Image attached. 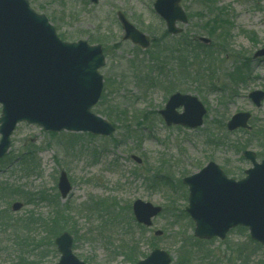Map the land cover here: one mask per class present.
<instances>
[{
    "label": "rangeland",
    "instance_id": "374dc122",
    "mask_svg": "<svg viewBox=\"0 0 264 264\" xmlns=\"http://www.w3.org/2000/svg\"><path fill=\"white\" fill-rule=\"evenodd\" d=\"M27 1L32 10L47 17L62 40L102 46L105 63L100 73L106 98L94 112L117 129L111 136H95L50 132L25 121L16 124L8 153L0 158V212L13 224L33 214L45 226L33 227L30 238L44 239L37 245L26 244V232L15 230L16 226L0 229V264H55L60 254L51 221L62 210L67 214L64 230L73 237V253L85 264H133L155 247L171 255L170 264H244L242 257L248 254L253 261L248 264H264V247L249 241L247 229L233 228L222 240L195 238L194 223L184 210L188 189L181 182L209 161L227 171L228 177L241 179L251 167L241 155V143L247 141V148L257 154L264 151L259 137L241 130L228 132L225 127L230 116L239 111L251 114L253 130L264 125V101L255 107L247 97L251 90H264V58H251L264 46V0H217L228 9L232 35L225 50L217 43L213 46L216 82L212 87L175 78L169 70H174L172 63L157 69L162 62L151 59L154 43L177 39L169 36L161 41L165 24L153 10L154 0H98L95 4L89 0ZM181 5L189 17L186 25L179 24L183 37L193 41L198 36L210 38L201 28L204 19L198 2L181 0ZM117 11L150 37L153 44L147 50L122 39ZM243 56L251 59V74L233 97H226L220 86L223 73L234 59ZM169 86L197 96L204 104L207 114L201 127L191 130L164 124L158 110L166 103ZM106 106L115 112L114 120L107 115ZM122 110L126 117L120 122ZM131 155L140 157L142 163L137 164ZM61 170L72 186L64 199L57 190ZM136 199L163 208L151 228L143 230L133 220L128 222ZM100 200L103 202L97 206ZM15 201L23 203L18 211L11 209ZM115 214L118 219L113 221ZM156 230L162 234L155 236ZM241 243L245 249L239 252Z\"/></svg>",
    "mask_w": 264,
    "mask_h": 264
},
{
    "label": "water",
    "instance_id": "95a60500",
    "mask_svg": "<svg viewBox=\"0 0 264 264\" xmlns=\"http://www.w3.org/2000/svg\"><path fill=\"white\" fill-rule=\"evenodd\" d=\"M98 0H90L96 3ZM153 9L165 22L169 34L182 31L178 23L186 24L187 16L180 0H155ZM117 18L129 39L141 48L150 44L149 37L138 30L121 12ZM208 43L209 39L200 37ZM264 56V46L253 58ZM104 64L101 46L86 41H62L43 14L29 7L27 0H0V158L10 146V135L17 122L35 123L49 131L67 130L108 136L115 126L91 111L100 98L103 82L98 69ZM248 98L260 107L264 90L254 89ZM182 111L178 112V108ZM204 105L194 95L171 94L159 114L167 126L181 125L197 128L203 123ZM250 113H234L226 123L229 131L251 129ZM252 164L240 180L228 178L220 167L210 161L198 172L186 176L188 205L185 211L194 222V236L200 239H224L235 226L248 228L250 238L264 247V159L258 162L252 150L243 151ZM131 158L137 163L141 159ZM57 189L61 198L71 190L65 171H60ZM21 202H13L17 211ZM132 214L137 223L150 227L152 219L162 210L136 199ZM155 235L162 234L154 231ZM72 236L67 231L55 237L60 253L55 264H85L72 251ZM171 257L161 248H154L143 259L133 264H170Z\"/></svg>",
    "mask_w": 264,
    "mask_h": 264
},
{
    "label": "trees",
    "instance_id": "16d2710c",
    "mask_svg": "<svg viewBox=\"0 0 264 264\" xmlns=\"http://www.w3.org/2000/svg\"><path fill=\"white\" fill-rule=\"evenodd\" d=\"M198 4L200 5V8L202 9V12H199V14H202V18L204 19L203 24H201V28L205 30V32L209 35L211 38L210 44H203L198 41H193L190 39H186L183 37V34H180L178 36H173L177 40L172 43L170 41L163 42L161 45L155 44L156 48L150 52L151 59L153 62H156L158 64V61L161 60L162 65L158 66L157 69H164L165 65H171L173 66V69H169L173 72V75L175 78H181V79H192L194 82H199L200 84H206L209 87L214 86L213 82H216L215 75V59H214V53L215 49H213V46L215 47V44L219 46L221 51L225 50L227 46L229 45V38H231L230 33V27L232 26L229 18H228V9L224 6H219L217 0H196ZM204 11V13H203ZM251 38L253 37L250 35ZM169 37L166 31L163 32L161 38V41L165 40V38ZM253 39V38H252ZM160 41V42H161ZM157 43V42H156ZM153 44V43H152ZM217 54H220L221 52H216ZM250 63L251 59L249 56H243L241 58L234 59V63L232 65H229V68L226 69V71L223 73L224 76L223 81L221 82L220 86L222 91H224V94L226 97H233L236 93V89L238 88L239 84L245 83L246 80L249 78L251 71H250ZM137 67V61H135V68ZM173 83V82H172ZM171 85V84H170ZM176 86V84H174ZM174 86H169L168 92H170L171 88ZM106 98V94L102 93L101 98L98 102V106L101 107V105H104V100ZM224 98V96H223ZM108 112V116L114 120V117H112V112L108 111V109H111L109 107H105ZM103 112V111H102ZM105 114V113H104ZM125 114V112L122 110V113L119 114V121L122 122L123 117L126 116L122 115ZM114 116V115H113ZM139 118V116H138ZM117 121V120H116ZM137 124H140V121H137ZM249 134H253L262 141V148H264V125L257 127L256 129L252 130L251 132H245ZM248 146V142L241 143V148L245 149ZM259 157L264 156V151L260 152L258 154ZM227 172V171H226ZM103 202V200H100L97 202L100 204ZM113 205L110 206L112 208ZM65 210H62V212H57L55 216V220L53 219L51 221V230L54 231L55 234L60 233L64 229H66L65 225L67 223V214L64 213ZM112 213H114L112 211ZM61 214V216L59 215ZM59 215V216H58ZM118 219L117 214L112 216V220L115 221ZM128 222H132L133 218L128 217ZM62 224H59V223ZM140 229H146L145 227L141 225L135 224ZM15 230L24 231L26 232L25 236H23V241L26 242H32L34 245H37L40 243V241L44 238H37L33 239L30 238L32 228H36L37 226L44 227L45 224L43 221H39L38 218H33V214L26 216L21 221L17 222L16 224L12 223V219L0 212V229H7V227H15ZM244 229V228H239ZM50 230V231H51ZM122 235V231L121 234ZM29 238L33 241H29ZM249 238V237H248ZM28 239V240H27ZM249 241H251L249 239ZM252 242V241H251ZM25 244V245H26ZM184 244V241L182 242ZM255 244V242L253 243ZM255 246H259V244H255ZM38 249L33 248L32 250ZM242 249H245L244 243H241L239 245V252L242 251ZM138 256V255H136ZM251 255H247L246 257H242V261L244 264H248L250 261ZM136 260V257L133 258L130 262H134ZM25 262V260H23ZM32 263L31 262H27ZM259 264V263H254Z\"/></svg>",
    "mask_w": 264,
    "mask_h": 264
}]
</instances>
